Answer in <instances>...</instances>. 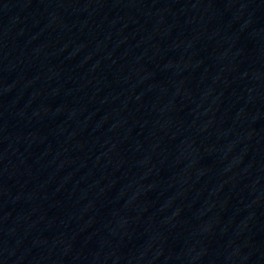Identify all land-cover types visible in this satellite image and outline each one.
<instances>
[{"label": "water", "instance_id": "water-1", "mask_svg": "<svg viewBox=\"0 0 264 264\" xmlns=\"http://www.w3.org/2000/svg\"><path fill=\"white\" fill-rule=\"evenodd\" d=\"M0 239L264 264V0H0Z\"/></svg>", "mask_w": 264, "mask_h": 264}]
</instances>
